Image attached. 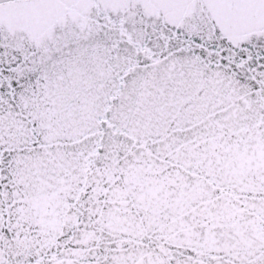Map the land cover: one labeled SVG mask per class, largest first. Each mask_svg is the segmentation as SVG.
Here are the masks:
<instances>
[{
    "label": "snow or ice",
    "instance_id": "snow-or-ice-1",
    "mask_svg": "<svg viewBox=\"0 0 264 264\" xmlns=\"http://www.w3.org/2000/svg\"><path fill=\"white\" fill-rule=\"evenodd\" d=\"M0 264H264V0H0Z\"/></svg>",
    "mask_w": 264,
    "mask_h": 264
}]
</instances>
